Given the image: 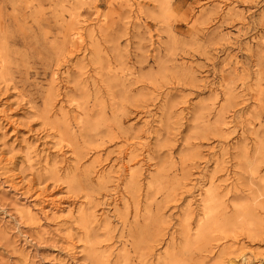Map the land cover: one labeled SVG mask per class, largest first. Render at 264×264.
Returning <instances> with one entry per match:
<instances>
[{
    "label": "rangeland",
    "instance_id": "obj_1",
    "mask_svg": "<svg viewBox=\"0 0 264 264\" xmlns=\"http://www.w3.org/2000/svg\"><path fill=\"white\" fill-rule=\"evenodd\" d=\"M0 264H264V0H0Z\"/></svg>",
    "mask_w": 264,
    "mask_h": 264
}]
</instances>
